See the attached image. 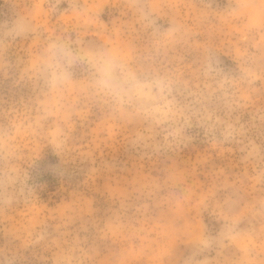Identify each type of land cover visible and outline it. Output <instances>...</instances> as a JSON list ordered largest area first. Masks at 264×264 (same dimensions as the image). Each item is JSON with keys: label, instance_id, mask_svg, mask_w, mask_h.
<instances>
[{"label": "rangeland", "instance_id": "rangeland-1", "mask_svg": "<svg viewBox=\"0 0 264 264\" xmlns=\"http://www.w3.org/2000/svg\"><path fill=\"white\" fill-rule=\"evenodd\" d=\"M0 264H264V0H0Z\"/></svg>", "mask_w": 264, "mask_h": 264}, {"label": "clouds", "instance_id": "clouds-1", "mask_svg": "<svg viewBox=\"0 0 264 264\" xmlns=\"http://www.w3.org/2000/svg\"><path fill=\"white\" fill-rule=\"evenodd\" d=\"M102 73L106 77L105 83L108 87L116 90L119 89L122 86V83L118 79H114L112 76V73L114 71L113 67L111 65H106L101 69ZM145 91H147V86H142Z\"/></svg>", "mask_w": 264, "mask_h": 264}]
</instances>
